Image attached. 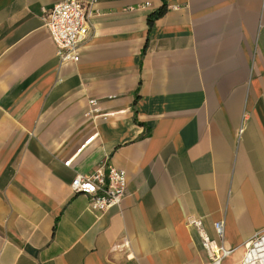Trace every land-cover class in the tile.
<instances>
[{
  "label": "crops",
  "instance_id": "crops-1",
  "mask_svg": "<svg viewBox=\"0 0 264 264\" xmlns=\"http://www.w3.org/2000/svg\"><path fill=\"white\" fill-rule=\"evenodd\" d=\"M57 1L0 0V264H205L191 214L236 263L264 230V0H94L77 61ZM100 162L127 174L101 210L70 188Z\"/></svg>",
  "mask_w": 264,
  "mask_h": 264
},
{
  "label": "built area",
  "instance_id": "built-area-1",
  "mask_svg": "<svg viewBox=\"0 0 264 264\" xmlns=\"http://www.w3.org/2000/svg\"><path fill=\"white\" fill-rule=\"evenodd\" d=\"M94 0H58L44 10V23L56 45L60 61H77L80 45L87 36L90 6ZM90 111L98 109V100L90 98ZM73 192L88 195V205L93 209H105L119 203L127 192V174L123 167L100 162L91 172L77 173L70 181ZM186 223L197 228L206 251L205 264H225V258L235 247L225 243L224 220L213 222L215 236H210L202 226L201 218L189 215ZM230 264H264V230L253 233L245 242L241 257Z\"/></svg>",
  "mask_w": 264,
  "mask_h": 264
},
{
  "label": "trees",
  "instance_id": "trees-1",
  "mask_svg": "<svg viewBox=\"0 0 264 264\" xmlns=\"http://www.w3.org/2000/svg\"><path fill=\"white\" fill-rule=\"evenodd\" d=\"M166 3L165 1H163V3L158 6L156 9L150 11L148 14H147V24H148V34H149V31L150 29L152 28V25H153V21L156 17L162 15L165 11H166ZM146 44L147 42L145 43V45L142 47V53L145 51L146 49Z\"/></svg>",
  "mask_w": 264,
  "mask_h": 264
}]
</instances>
